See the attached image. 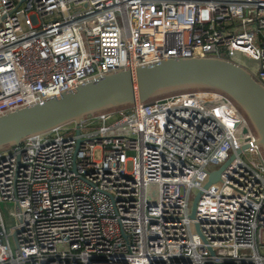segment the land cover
I'll return each mask as SVG.
<instances>
[{
    "label": "built area",
    "instance_id": "1",
    "mask_svg": "<svg viewBox=\"0 0 264 264\" xmlns=\"http://www.w3.org/2000/svg\"><path fill=\"white\" fill-rule=\"evenodd\" d=\"M238 55L264 86V0H0V116L110 72ZM3 200L17 222L9 232L0 207V264H264V151L215 90L99 111L0 150Z\"/></svg>",
    "mask_w": 264,
    "mask_h": 264
},
{
    "label": "water",
    "instance_id": "2",
    "mask_svg": "<svg viewBox=\"0 0 264 264\" xmlns=\"http://www.w3.org/2000/svg\"><path fill=\"white\" fill-rule=\"evenodd\" d=\"M203 89L222 92L239 106L264 151V86L245 66L214 56L169 59L136 69L110 72L69 92L1 115L0 150L19 145L28 136L78 123L83 117L99 111L179 91ZM226 164L210 173L205 188L219 180ZM201 193L194 198L192 218H195ZM197 228L206 240L198 224ZM211 252L214 253L212 249Z\"/></svg>",
    "mask_w": 264,
    "mask_h": 264
},
{
    "label": "rangeland",
    "instance_id": "3",
    "mask_svg": "<svg viewBox=\"0 0 264 264\" xmlns=\"http://www.w3.org/2000/svg\"><path fill=\"white\" fill-rule=\"evenodd\" d=\"M238 61L242 65H247L249 64V61L247 58L244 56L238 55ZM97 155H99V151H97ZM0 207L3 213V217L7 226V229L9 232L12 231L13 226L16 224L17 220L16 217L13 215L12 211L15 210V202L14 201H9V200H3L0 202ZM11 242L13 247L15 248V243L13 238H11Z\"/></svg>",
    "mask_w": 264,
    "mask_h": 264
}]
</instances>
